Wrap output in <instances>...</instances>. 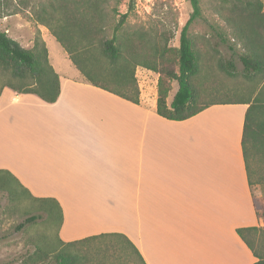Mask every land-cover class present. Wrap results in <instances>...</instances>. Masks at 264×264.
Wrapping results in <instances>:
<instances>
[{
	"label": "crops",
	"instance_id": "1",
	"mask_svg": "<svg viewBox=\"0 0 264 264\" xmlns=\"http://www.w3.org/2000/svg\"><path fill=\"white\" fill-rule=\"evenodd\" d=\"M60 81L54 103L4 89L0 169L58 200L61 240L123 233L146 264L257 260L237 233L264 225L242 149L248 104H213L177 121L157 113V93L146 108L142 87L137 104L80 71Z\"/></svg>",
	"mask_w": 264,
	"mask_h": 264
},
{
	"label": "trees",
	"instance_id": "2",
	"mask_svg": "<svg viewBox=\"0 0 264 264\" xmlns=\"http://www.w3.org/2000/svg\"><path fill=\"white\" fill-rule=\"evenodd\" d=\"M124 1L127 10L121 12L119 5ZM190 2L193 12L181 29L177 47L170 45L174 34L168 30L127 26L137 0H48L36 14V20L49 28L84 81L93 86L139 104L137 68L159 73L157 113L167 119L184 120L213 104H248L242 149L253 188L255 176L264 183V3L218 0L221 17L244 49L239 55L243 64L239 70L232 59L221 61L215 54L202 56L199 41L191 33L194 22L203 15L201 0ZM218 29L221 40L229 42L227 32ZM213 60L218 61V67L227 75L242 76L243 81L236 88L221 84L212 75ZM0 68L6 76L0 95L7 86L18 94L33 93L46 102L57 101L60 75L50 62L40 32L35 35L34 46L25 48L7 32L0 31ZM211 76L214 78L210 79ZM172 81L178 83V89L170 98ZM224 89L238 93L239 97L219 100L210 97L213 91ZM255 155L261 156L258 168L253 166ZM0 193L7 194L15 210L22 205L25 212H32L17 229L43 220L38 225H42L36 238L38 247L31 256L34 262L54 257L50 264H105L131 255L146 264L136 245L123 233H102L70 242L61 240L63 210L58 200L33 195L13 172L4 168L0 169ZM257 214L264 218V212L257 210ZM50 224L57 227V243L52 244L50 239ZM237 233L257 258L253 264H264V225L239 227Z\"/></svg>",
	"mask_w": 264,
	"mask_h": 264
},
{
	"label": "rangeland",
	"instance_id": "3",
	"mask_svg": "<svg viewBox=\"0 0 264 264\" xmlns=\"http://www.w3.org/2000/svg\"><path fill=\"white\" fill-rule=\"evenodd\" d=\"M264 3V0H262ZM48 0H0V31L16 40L22 47L31 48L34 46L35 35L40 32L49 50V59L55 70L62 76L72 77L79 75L78 69L68 57L66 51L51 34L49 28L36 20V14ZM127 1L119 5L121 12H126ZM218 0H201L203 15L192 26L191 33L194 40L199 41L202 56L215 54L216 58L234 60L237 68L242 70L243 64L239 55L243 52V47L234 40L231 30L228 28L225 19L219 13ZM193 12L190 0H137L135 11L129 16L126 22L131 28H143L144 30L162 32L168 30L174 34L170 45H179L180 32L183 25ZM219 28L227 32L229 42L224 43L218 34ZM234 40V41H233ZM234 44V45H233ZM233 45V46H232ZM218 61H212V71L216 79H220L224 86L237 87L238 82L243 81L242 76L230 77L218 67ZM140 87L143 88L142 103L146 108H151L155 104L153 96L157 93L159 73L139 66L136 71ZM213 76L210 79L214 78ZM5 72L0 68V88L5 83ZM171 98L178 89L176 81L171 82ZM9 87H4V89ZM8 91V90H7ZM5 91V92H7ZM2 94V93H1ZM212 99L237 98L239 94L227 89L215 90L210 94ZM23 155V154H22ZM8 154L1 150L0 158L4 159ZM261 156L255 155L253 166L258 168ZM258 166V167H257ZM253 190L257 197L258 209L264 210V183L257 176L254 178ZM22 209V210H21ZM25 208L19 205L15 210L14 203L10 201L6 193H0V264H50L54 257L42 262H34L31 256L37 250V236L42 232L38 226L43 220L27 223L23 228L17 226L24 222L26 217L32 212H25ZM264 220V218H262ZM57 222V216L55 221ZM50 239L53 243L57 239L56 230L50 224ZM122 259L106 261L105 264H141L131 255H123ZM206 264H219L218 261L205 259Z\"/></svg>",
	"mask_w": 264,
	"mask_h": 264
}]
</instances>
